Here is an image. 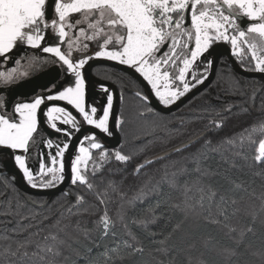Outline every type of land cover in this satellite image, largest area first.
<instances>
[{
    "label": "snow or ice",
    "instance_id": "6c2138e0",
    "mask_svg": "<svg viewBox=\"0 0 264 264\" xmlns=\"http://www.w3.org/2000/svg\"><path fill=\"white\" fill-rule=\"evenodd\" d=\"M49 7L50 0H0V64L7 68L6 71H0V83L8 86L17 84L29 75L28 70L43 65L52 66L54 71L58 69L57 75L42 86L30 101L18 99L10 106L6 93L0 89V93H3L0 98V151L10 152L12 162L28 187L44 192L59 187L68 178L65 156L71 151L73 140H77L75 154L70 162V184L73 188L82 187L84 191L75 193V203L68 205V211L86 203V193H96L104 211L94 221L95 229H80L79 223L76 227L83 232L85 239H89L91 231H100V239L104 240L110 233L115 235L112 231L115 222L109 216L103 198L107 193L96 192L97 185L93 177L114 162L126 167L144 149L127 153L122 150L123 143L114 148L103 143L101 133L109 138L114 135V93L106 85H101L106 103L102 110L94 104L90 105L84 74L86 65L93 59H105L131 70L139 78L130 77L131 90L139 104L138 116L145 120L155 118L154 130L158 128L165 133L181 135L179 129L171 127L173 122L160 109L171 108L209 79L216 63L213 49L217 42L230 44V54L235 57L241 71L264 74V0H54L52 15H49ZM20 48L37 50L47 55L33 54L29 57L25 52L14 60V67H8L12 63V54ZM24 60L28 63L22 64ZM21 67L25 71H20ZM230 79L232 84L239 85L234 76ZM247 87L239 90L241 95L246 93ZM250 87L253 100L257 93L264 91V85L253 84ZM153 100L160 109L153 105ZM52 102H66V106ZM232 107L228 105L215 111V116L222 118L209 119L201 130L189 136L187 142L182 141L160 155L146 157L143 162L137 163L134 174H139L154 161L166 159L173 152L186 150L189 145L201 139L203 144L188 157H183L194 167L189 169L185 165L181 172L206 173L207 169H202L203 160L209 152L216 151L210 134L223 126L226 118L224 113ZM42 110L44 124L52 133L57 134L55 139L48 132H41ZM212 111L204 109L196 119H203L205 114H211ZM179 123L184 125L191 121L181 119ZM84 126L98 131L79 136ZM114 126L117 131H122V117H114ZM255 133L264 135V122L245 129L239 137L226 138L223 143L235 147L239 142L242 146L244 140L251 139ZM40 144L47 151H37L35 163L38 167H33L29 162L32 160V149ZM254 160L264 165V139L259 142ZM178 162L170 163L174 166ZM168 167L167 164L163 165V179L155 185H152L153 177L149 176L139 192L127 201L129 208L134 207L138 200L143 201L156 192L161 183L177 186L178 174L169 173ZM120 170L110 168L109 172ZM5 184L12 188L14 195L8 201V210L0 215L20 216L21 220L31 219L37 223L51 218L48 215L38 220L41 214L31 210L21 214L20 210L28 204L43 207L47 202L29 194L21 197L15 188V176L5 181ZM114 185V181H109L110 188H114ZM71 194L70 191L62 193L65 197ZM124 195L121 193V197ZM13 201L15 211L11 209ZM183 207L186 213H195L198 209L204 211L203 203L199 202L194 204L185 201ZM218 214L224 216V211L220 210ZM120 218H124L123 214ZM135 222L147 229L149 224L155 222V217L145 215ZM212 222L220 221L213 219ZM59 224L60 220L57 219L52 227ZM33 226L29 224L13 231L19 234ZM252 231L251 227L247 229V232ZM129 235L136 240L131 232ZM240 236L242 239L244 233L241 232ZM31 244H36L41 251L55 257L61 254L58 246L64 244V241L51 231L43 237V242L29 237L17 242L14 251L5 250V264H10L7 260L9 256H27L29 253L26 249ZM125 247L130 251L126 254L117 253L116 259L123 260L125 256L144 251L142 247L128 243ZM85 252L91 253L92 248L85 246ZM31 255L36 256L38 253L32 252ZM77 256L81 254L78 252ZM40 259L43 260V257Z\"/></svg>",
    "mask_w": 264,
    "mask_h": 264
},
{
    "label": "trees",
    "instance_id": "16d2710c",
    "mask_svg": "<svg viewBox=\"0 0 264 264\" xmlns=\"http://www.w3.org/2000/svg\"><path fill=\"white\" fill-rule=\"evenodd\" d=\"M224 64L227 63L221 61L218 64L215 77L207 89L178 111L166 115L173 122L171 127L179 129L181 135L175 132L165 133L158 128L154 130L155 118L150 117L145 120L138 116L139 104L134 95L127 94L124 98L118 114L123 119V129L120 132L123 140L122 150L127 153L138 151L140 148L144 150L139 152L126 167L114 162L93 177V182L97 185L96 192L107 193L103 198L106 200L108 214L115 222V227L112 229L114 236L110 233L106 239L101 240L100 231H91L89 239H85L83 232L77 229V224L79 223L80 229H95L94 221L99 219L104 206L99 204L96 193L88 192L85 195L86 203L69 212L68 205L75 203V193L84 191L82 187L73 188L69 184L65 191H70L71 195L63 196L64 191L54 197L33 196L47 203L43 207L28 204L20 210L21 214H27L30 210L40 213L38 220L42 216H51L42 223L31 219L21 220L20 216L0 215V264H5L6 249L14 251L17 242L29 237L43 242V237L50 231L64 241V244L58 246L61 253L59 256L53 257L37 248L36 244H31L26 249L29 253L27 256H9L8 262L10 264H50V262L51 264H264V165L257 164L254 160L259 142L264 139V135L255 133L251 139L246 138L242 146L239 142L235 147L223 143L226 138L239 137L245 129L264 122V108H262L264 91L257 93L253 100L250 87L253 84L264 85V80L241 77L229 65ZM232 76L239 81L238 86L231 83ZM122 77L125 79L124 84L132 86L129 77L125 75ZM246 86H248L246 93L241 95L239 90ZM228 105L233 107L224 113L226 118L223 126L210 134L212 146L216 151L209 152L207 158L203 160L202 169H207L206 173L181 172L185 165L189 169L194 167L183 157H188L199 148L204 142L202 139L187 150L156 161L142 169L139 174H134L135 165L143 162L146 157L161 154L182 141L187 142L189 136L201 130L209 119H221L222 117L215 116V111ZM204 109L213 111L211 114H205L203 119H196ZM181 119L191 123L180 125ZM245 136L247 137V133ZM171 161L179 162L173 166ZM166 164L169 165L167 169L169 173L177 172V186L161 183L156 192L143 201L138 200L134 207L129 208L127 201L139 192L149 176L153 177L152 185L163 179V165ZM110 168L121 170L110 173ZM5 181L10 180L7 177L0 179V193H3L0 195V213L8 210V201L14 195L12 188L6 186ZM109 181L115 182L114 188L109 187ZM15 188L18 189L16 186ZM213 192L214 196L211 195ZM19 193L21 197L25 194L20 190ZM121 193L125 195L121 197ZM185 201L194 204L203 203L204 211L198 209L195 213H186L183 207ZM11 209L16 210L14 201ZM220 210L224 211V216L218 214ZM122 214L123 219L120 218ZM145 215L155 217V222L149 224L147 229L135 222ZM57 219L60 220V224L53 228L52 225ZM213 219L220 222L214 223ZM29 224L34 226L28 228L26 232L18 234L13 231ZM249 227L253 229L252 232H247ZM61 228L63 231H60ZM129 232L135 235L136 240L132 239ZM241 232L244 233L242 239ZM97 243L98 247L95 246ZM126 243L134 247H142L144 251L130 257L125 256L123 260L116 259L117 253L126 254L130 251L125 247ZM85 246L91 247L92 252L86 253ZM32 252H37L38 255L32 256ZM78 252L81 254L80 257L77 256ZM41 256L43 260L40 259Z\"/></svg>",
    "mask_w": 264,
    "mask_h": 264
},
{
    "label": "flooded vegetation",
    "instance_id": "af4514ba",
    "mask_svg": "<svg viewBox=\"0 0 264 264\" xmlns=\"http://www.w3.org/2000/svg\"><path fill=\"white\" fill-rule=\"evenodd\" d=\"M189 24H190V17H189ZM217 44H224V45L228 46L229 49H230V46L228 44H226V43H220L219 42V43H216L215 45H217ZM93 47H95V45H93ZM20 51L21 52H18V51L16 52L15 51L12 54V63L8 64V67H14L15 66L14 60L16 58H19L20 56L24 55V52H23L22 48L20 49ZM33 54L38 55V56H44L45 55V54L38 53V52L27 53V55L29 57L32 56ZM232 58L236 62L235 57H232ZM97 60L108 61V60H105V59H93L90 62L97 61ZM221 61H225L227 64H224V65H229L230 68H232L230 62L228 61V59L226 57H222L219 60L218 64ZM110 62H112V61H110ZM27 63H28L27 60L22 61V64H27ZM20 71H25V68L21 67ZM28 71H29V75L27 77H24L22 79V81L17 82V84L10 85V86L4 85L3 83L0 84V89H3V93H6L7 99L9 100V103H10V106H11V104L13 102H15L18 99L21 100V101H25V102L26 101H30L32 99V97L34 96V94L40 92V89H41L42 86L48 84V82L53 78V76L57 75V73L55 72L56 70L54 71L52 66H50V65H43L41 67H35V68H32V69H30ZM118 73L121 74V76ZM91 74L94 77V79H96L98 81H101V82L108 83V84H110L111 86L114 87L117 96L115 95V92H114V90L112 88H110V87H108V88L114 93V100H115V97L118 98L119 106H118V111L116 113V116H118L119 109H120L121 104H122L124 98L126 97V95L127 94H133V91L131 90L132 86L129 85L130 86L129 87L128 85L124 84L125 83V79L122 77V75H125V76H127L129 78H130V76L125 74L122 71H118V70H115V69H112V68H109V67H105V66H96V67L92 68ZM100 86L101 85H97V84H94L93 87H88L87 86V100H88V103L90 105L94 104L98 108H101V110H102L103 104L106 103V95L103 93V91H102ZM195 89H193L192 91H194ZM3 93H0V98L3 97ZM188 94H186V96ZM121 97H123V99H121ZM183 98H181V100ZM52 103H55V104H58V105H61V106H66V102H52ZM67 107L70 108V106H67ZM41 118H42L41 119V132L42 133L48 132L52 136V138L55 139L57 134L52 133L51 130L48 129L46 127V125L44 124V119L45 118L43 116V111H42ZM87 128L92 129V131H98V130H95V129L89 127V126H84L83 130L87 129ZM114 130H115L114 131L115 133L110 138L105 136L102 133L100 134L101 140L109 148H114V147L120 145L121 143H123L122 135L120 133L121 131H117L115 129V126H114ZM92 131L91 130H87L83 135H85V134H87L89 132H92ZM116 135H118V138H119V141H118L117 145H116V143H117ZM61 139H63V137H61ZM38 150L47 151L46 149L43 148V144L38 145L37 148H33L32 149V160L31 161H33V158L34 159L36 158V154L37 153H35V152H37ZM6 151L9 152L8 150H6ZM8 160H9V157L7 155H0V166H1L0 173H2V174H0V179L3 178V177H7L9 180H11L12 175L4 174L5 173L4 162H6Z\"/></svg>",
    "mask_w": 264,
    "mask_h": 264
},
{
    "label": "water",
    "instance_id": "95a60500",
    "mask_svg": "<svg viewBox=\"0 0 264 264\" xmlns=\"http://www.w3.org/2000/svg\"><path fill=\"white\" fill-rule=\"evenodd\" d=\"M53 8H54V0H50L49 15H52V9ZM213 56L216 58L215 66L211 70V75H210L209 79L203 85H201L198 88H196L194 91L189 93L187 96H185L182 100H180L178 103H176L174 106H172L169 109H160V106L156 103L155 100H153V105L156 108L160 109L165 115H169L171 113H174V112L178 111L181 107H183L191 99H193L195 96H197L198 94H200L201 92H203L205 89H207L209 87V85L212 83V81H213V79L215 77V73H216V70H217L218 62H219V60L222 57H226L228 59V61L230 62L231 66H232L233 71L237 75H239L241 77H244V78H248V79H261V80H264V74H261V73H247V72L241 71V68H239L237 63L232 58V56L230 54L229 47L224 45V44H217V45L214 46ZM96 66L109 67V68H112V69H115V70H118V71H122V72H124L125 74L129 75L132 78L139 79L138 77H136V74L131 72V70H129L125 66L119 65L117 63L110 62V61H104V60H97V61L89 62V64L86 65V67L84 69V74H85V76L87 78V86L88 87H93L94 84L106 85L107 87H110V88H112L114 90L116 96H117V94H116V91H115L113 86H111L108 83L101 82V81H98V80L94 79V77L91 74V70H92V68H94ZM55 72L58 73V69ZM145 91H147V88H145ZM118 106H119V101H118V98L115 97L114 104H113V110H112L113 111V132L115 131L114 130V117L116 116V113L118 111ZM42 111L40 113V120L42 119L41 118ZM87 130H91L92 131V129H90V128L84 129L82 132L79 133V136H83V134ZM116 138H117V143H116V145H117L118 141H119L118 135H116ZM201 140H199V141H201ZM199 141L189 145L188 148L192 147L193 145H195ZM76 143H77V140H73V147H72L71 151L69 153H67L66 156H65V165H66V169H67L66 175H67L68 178L65 180V182L63 184H61L59 187H57L55 189L44 191V192H38L37 190L31 189L30 187H28L26 185V183L24 182L21 173L17 170V168L15 167L14 163L12 162L10 152H7L6 150L0 151V155H7L9 157V160L4 162V168H5V173L4 174H8V175L10 174L12 176H15V186L21 192H23L25 194H29V195L36 196V197H43V198L54 197V196L64 192L66 190V188L70 184V162H71V157L75 154V145H76ZM174 154H176V152L171 153L170 155L167 156V158L172 156V155H174ZM158 155H160V154H158ZM157 161H159V160H157ZM155 162L156 161H154V163Z\"/></svg>",
    "mask_w": 264,
    "mask_h": 264
},
{
    "label": "rangeland",
    "instance_id": "374dc122",
    "mask_svg": "<svg viewBox=\"0 0 264 264\" xmlns=\"http://www.w3.org/2000/svg\"><path fill=\"white\" fill-rule=\"evenodd\" d=\"M85 27H86V25H85ZM217 43H219V42H217ZM220 43H224V42H220ZM226 44H228V43H226ZM229 46H230V44H228ZM21 49V48H20ZM20 49H17L16 50V52L18 51V52H21L20 51ZM22 50H23V52L25 53V52H27V53H33V52H38V53H41V52H39V51H37V50H31V49H25V48H22ZM45 55H47V54H45ZM249 56H250V53H249ZM6 67H5V65H3V64H0V71H6ZM0 84H2V83H0ZM88 101V100H87ZM35 153H37V152H35ZM32 165H33V167H38V164H36L35 163V159L33 158V161H29Z\"/></svg>",
    "mask_w": 264,
    "mask_h": 264
}]
</instances>
